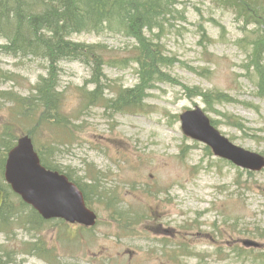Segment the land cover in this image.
<instances>
[{
  "label": "rangeland",
  "instance_id": "rangeland-1",
  "mask_svg": "<svg viewBox=\"0 0 264 264\" xmlns=\"http://www.w3.org/2000/svg\"><path fill=\"white\" fill-rule=\"evenodd\" d=\"M162 28L156 35L160 38L153 39L162 44L167 57L177 62L165 70L171 83L155 85L149 92L143 110L137 112L144 114L113 112L103 106L82 108L77 89L83 86L93 91L96 88L86 84L91 79L90 69L77 62L57 64V90L65 95L63 112L72 119L73 126L79 125L80 132L67 137L72 143L69 154H60L64 148H57L59 154L54 151L49 156L50 160L56 159L72 167L79 166L80 160L91 163V167L95 165L107 174L106 187L111 189V195L120 197L119 210L126 211L132 218L134 213L142 217L146 212L150 218L136 225L134 234L124 236L111 219L113 211L92 202L98 223L87 234L78 232L77 242L69 243V237L65 239L62 233L60 241L56 240L57 230L54 229L33 234L17 227L10 232L9 240L5 233L0 234L3 263L105 264L107 260L108 264H122L129 257L119 255L131 253V264H195V259L168 258V253L173 251L170 247L174 245L175 231L180 233L181 227L194 226L197 229L193 231L194 239L187 241L195 243L194 249L208 257L205 264H264V169L250 174L208 155L202 144L182 134L177 119L185 110L198 107L218 122V130L233 144L264 157V100L258 97L257 88L242 71L246 64L245 48L241 52L236 46L244 35L241 27L234 21L232 12L217 6L215 0H178ZM70 40L106 45L108 50L103 54L106 63L118 58L128 62L134 55L135 42L107 32L100 37L74 34ZM132 64L136 69L135 63L124 70L103 68L102 74L107 78L103 83L110 86L103 91L104 99H111L120 90L137 83ZM48 66L40 59L30 58L21 64L0 55L3 74L0 75V125L5 122L16 125L7 106L12 102L8 99L10 96L3 94H29L39 76L47 75ZM185 88L224 92L233 102L208 106L201 97L189 96ZM83 100L85 107L87 102ZM223 115L239 118L242 130L227 125ZM18 124L17 131H29L39 147L51 140L49 133H44L40 127ZM78 170L88 174L89 167L81 166ZM93 174L97 176L101 172ZM54 223L52 228L63 227ZM216 226L217 232L224 230L232 235L229 243L215 238ZM34 238L55 247L57 255L48 258L50 262L35 256ZM245 239L260 243L261 249L252 257L237 260L230 245ZM163 240L169 243L164 246ZM221 244L223 252L216 257L214 248ZM238 245L235 250L241 249ZM2 247L18 255L9 253L8 258Z\"/></svg>",
  "mask_w": 264,
  "mask_h": 264
},
{
  "label": "trees",
  "instance_id": "trees-1",
  "mask_svg": "<svg viewBox=\"0 0 264 264\" xmlns=\"http://www.w3.org/2000/svg\"><path fill=\"white\" fill-rule=\"evenodd\" d=\"M215 2L223 9L232 10L236 20L242 23L244 37L236 42L240 49L245 48L246 64L242 69L245 71V78L255 84L259 96L263 97L264 0ZM176 4L177 0H0V41L3 42L0 43V55L19 60L40 59L49 65L47 75L39 76L37 84L32 88V94H3L10 96L8 99L12 102L8 105L12 109L11 117H14L16 125L11 122L0 125L1 171L6 153L14 146L17 138L21 134L30 133L17 131L18 123L32 124L35 127L46 123L52 127L51 130L57 127L50 132L52 136L59 130L70 129L66 127L70 123L61 110L63 92L57 90L58 63L77 62L90 69L91 79L86 84H93L96 88L93 91H87L85 87L82 89L83 104V99L87 102L82 107L84 109L105 100L108 108L132 112L143 104L147 92L157 83H171L172 80L165 70L177 61L167 57L162 44L154 39L160 38L156 35L162 32L164 20L171 15ZM154 31L157 33L154 34ZM105 32L108 35L132 38L136 42L134 55L128 62L136 65L137 83L133 87L120 90L111 99H104L102 96L105 89H110V86L103 83V80H107L102 74L103 68L122 66L124 61L115 62L112 59L106 63L104 55L108 48L104 44H85L70 40L74 34L101 36ZM108 83L111 85L110 80ZM185 91L189 96H200L206 102H233L229 96L219 91L209 92L200 88H185ZM227 120L229 126L241 129L242 124L233 117H228ZM214 124L216 126L217 122L214 121ZM46 151V146L37 148L42 165L57 170L47 164L46 157L49 159L52 152ZM1 171L0 188L5 194V201L0 210V234L6 235L17 227L28 226V230L34 231L45 228L49 222L42 220L35 211L10 192L3 182ZM94 188L88 192L80 187L88 205L93 199L94 195L91 193ZM113 200L109 198L110 202ZM114 214V220L128 221L122 212ZM32 245L37 250L35 256L45 258V254H49L41 240ZM5 253L8 251L5 250ZM6 256L9 258V253ZM7 262L3 263L0 258V264ZM10 263L15 264L14 261Z\"/></svg>",
  "mask_w": 264,
  "mask_h": 264
},
{
  "label": "water",
  "instance_id": "water-1",
  "mask_svg": "<svg viewBox=\"0 0 264 264\" xmlns=\"http://www.w3.org/2000/svg\"><path fill=\"white\" fill-rule=\"evenodd\" d=\"M180 119L183 132L206 143L215 155L252 171H259L264 167L262 157L245 152L221 137L199 109L185 112ZM4 177L11 190L44 219L56 218L86 226L94 225L96 217L86 209L78 190L65 177L47 171L40 165L28 137L20 138L8 153ZM2 204L3 193L0 191V208ZM244 244L254 245L249 242Z\"/></svg>",
  "mask_w": 264,
  "mask_h": 264
},
{
  "label": "bare ground",
  "instance_id": "bare-ground-1",
  "mask_svg": "<svg viewBox=\"0 0 264 264\" xmlns=\"http://www.w3.org/2000/svg\"><path fill=\"white\" fill-rule=\"evenodd\" d=\"M108 97V96H107Z\"/></svg>",
  "mask_w": 264,
  "mask_h": 264
}]
</instances>
